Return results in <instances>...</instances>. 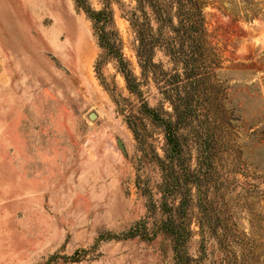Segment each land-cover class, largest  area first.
Wrapping results in <instances>:
<instances>
[{"label": "rangeland", "instance_id": "374dc122", "mask_svg": "<svg viewBox=\"0 0 264 264\" xmlns=\"http://www.w3.org/2000/svg\"><path fill=\"white\" fill-rule=\"evenodd\" d=\"M112 9L142 98L170 114L140 78L129 24ZM202 12L220 64L211 70V114L194 132H212L214 163L202 173L194 132L180 127L174 171L180 176L188 165L199 178L173 186L164 179L162 128L143 120L146 145L135 141L125 118L139 100L103 58L75 0H0V264H175L161 231L168 220L189 231L190 264H264V178L240 171L264 175V14L233 20L211 4ZM155 61L170 68L160 53ZM201 195L209 217L202 235Z\"/></svg>", "mask_w": 264, "mask_h": 264}, {"label": "trees", "instance_id": "16d2710c", "mask_svg": "<svg viewBox=\"0 0 264 264\" xmlns=\"http://www.w3.org/2000/svg\"><path fill=\"white\" fill-rule=\"evenodd\" d=\"M75 2L91 21L103 58L111 59L116 63L127 90L139 100L138 112L129 113L125 118L135 141L140 146L146 145L147 129L143 120L162 128L169 147L166 156L168 164L164 163L162 166L167 185L174 186L181 179L187 185L191 176L194 179L199 178L196 171H190L188 165L185 173L179 176L175 173L173 165L182 154L180 153L182 148L176 137L177 130L183 126L194 132V125L202 124L200 121L202 116L205 119L203 122L206 123L211 114L209 108L215 103L210 90L213 86L211 70L218 68L220 61L207 46L202 7L211 4L233 20L250 21L264 14L257 3H264V0H133V7L125 5L120 0H100L103 6L98 11L90 8L88 0H75ZM113 5L117 6L121 17L128 22L133 34L132 51L140 70V78L145 84L152 83L155 86L162 102L169 105L170 114L156 111L142 98L140 83L129 69L122 53L121 41L114 23ZM157 53L165 58V64L170 66L169 69L165 68L163 62L155 61ZM204 130V134L190 133L193 135L194 144L197 145V164L204 169L205 172L202 173L209 176L208 170L214 163L213 135L208 128ZM154 155L156 161L161 164L162 161L156 154ZM240 169L244 178H264V175L259 176ZM187 197L186 195L184 197L186 199L181 200L178 207V211L182 214L185 213L190 201ZM207 202L206 197L201 195L197 205L201 215L198 224L201 235L204 225L209 228V217L205 208ZM161 207L164 209L166 204ZM182 221H185L184 216ZM161 231L171 237L175 264H190L184 249L189 231L184 225L175 226L168 220L162 224Z\"/></svg>", "mask_w": 264, "mask_h": 264}, {"label": "water", "instance_id": "95a60500", "mask_svg": "<svg viewBox=\"0 0 264 264\" xmlns=\"http://www.w3.org/2000/svg\"><path fill=\"white\" fill-rule=\"evenodd\" d=\"M94 116L93 115H90L89 118H93Z\"/></svg>", "mask_w": 264, "mask_h": 264}]
</instances>
